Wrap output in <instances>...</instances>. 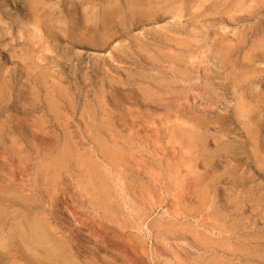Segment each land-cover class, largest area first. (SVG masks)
<instances>
[{
  "label": "rangeland",
  "instance_id": "rangeland-1",
  "mask_svg": "<svg viewBox=\"0 0 264 264\" xmlns=\"http://www.w3.org/2000/svg\"><path fill=\"white\" fill-rule=\"evenodd\" d=\"M27 262L264 264V0H0V264Z\"/></svg>",
  "mask_w": 264,
  "mask_h": 264
},
{
  "label": "bare ground",
  "instance_id": "bare-ground-1",
  "mask_svg": "<svg viewBox=\"0 0 264 264\" xmlns=\"http://www.w3.org/2000/svg\"><path fill=\"white\" fill-rule=\"evenodd\" d=\"M173 127V126H172ZM16 129V128H15ZM19 131V130H18ZM8 135V134H7ZM6 136V135H5ZM212 186V185H211ZM201 196V195H200ZM203 198V197H202ZM206 202V201H205ZM196 203V202H195ZM202 205V204H201ZM210 207H213V206H210ZM228 207V206H227ZM214 210H215V208H214ZM228 212V211H227ZM226 216V215H225ZM202 219V218H201ZM201 222V221H200ZM198 230V229H197ZM215 230V229H214ZM197 232H199V231H197ZM226 232H228V231H226ZM243 237V236H242ZM245 238V237H244ZM228 239L230 240V241H232V242H234V244H240V242H245L247 245H249V246H251V244H254V242L252 241V240H250V239H247V240H243V239H240V235H236L235 233H230L229 235H228ZM254 239V238H253ZM256 244L257 245H259L260 243L258 242V241H256ZM43 253H47V254H50V256H52V253H53V250H47V251H43ZM237 253V252H236ZM236 253H235V251H233L232 252V254H226L225 253V255H227V256H234V257H238V258H240V256L242 257V258H246V259H248V260H253V261H255V260H257V258H253V257H246V256H243V255H241L240 253L239 254H237L236 255ZM234 254V255H233ZM41 257V256H40ZM54 257V256H53ZM52 260V259H51ZM27 261V260H26ZM86 261V260H85ZM252 261V262H253ZM258 261V260H257ZM53 262V261H52ZM245 262V261H244ZM59 263V262H58ZM27 264H28V262H27ZM56 264V263H55Z\"/></svg>",
  "mask_w": 264,
  "mask_h": 264
}]
</instances>
